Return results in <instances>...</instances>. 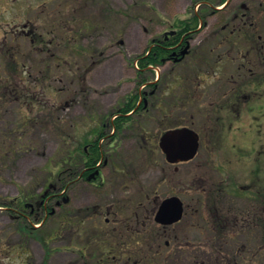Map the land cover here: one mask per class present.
Masks as SVG:
<instances>
[{"label": "rangeland", "instance_id": "374dc122", "mask_svg": "<svg viewBox=\"0 0 264 264\" xmlns=\"http://www.w3.org/2000/svg\"><path fill=\"white\" fill-rule=\"evenodd\" d=\"M192 1L0 0L1 69L16 76L19 82L23 78L17 87L25 94L33 92L37 101L47 107L44 110L37 105L30 112L28 104L6 102L0 92V264H65L68 258L72 259L71 254L70 257L65 253V205H56L55 213L43 226L37 217H31V235L19 228L20 219H15L9 203L16 198L31 201L49 184H57L53 193L62 192L60 181H55L58 171L73 157L78 143L90 130L103 120H114L116 106L135 89L137 68L130 58L143 53L148 40L161 36L174 18L188 15ZM214 10L191 41L193 54L179 65L169 62L150 74L152 80L161 75L167 81L162 85L163 96L156 109L162 108L164 102L172 104V109L175 104L187 103L179 115L167 117L166 122L170 118L176 123L174 119L181 115L179 122L183 123L188 115L202 112L215 117L223 103L222 93L234 86L230 79L235 86L239 83L238 61L243 44L236 13L257 16L260 30L264 29V0H230L226 8L219 6ZM159 14H164L165 19H160ZM31 29L43 34L46 42L34 44L24 38ZM14 30L21 32L16 39L12 38ZM4 52L17 56L19 65L4 58ZM156 109L148 118L134 116L131 125L119 133L120 144L115 152H110L103 167L105 191L81 181L71 185L70 194L86 199V204H105L109 200L123 203L129 198L132 211L139 214L137 219L144 220L154 197L159 196L160 200L170 193H180L190 206L191 197L193 201L196 198L193 191L186 189L189 181L202 180V188L208 187L211 192L219 182H234L231 171H237L241 164H237L236 157L228 162L223 149H215L212 144L211 149H201V166L192 162L178 166L167 163L158 145L163 124L161 110ZM205 121L206 117L198 116L199 127L211 123ZM107 131L109 135L113 133L110 128ZM230 140L243 141L240 137ZM102 142L106 144L107 139ZM148 193L151 197H147ZM205 198L204 204H212L213 199L216 205L225 201L218 195L207 194ZM142 201L144 208L137 210ZM245 204L248 207L255 202L251 198ZM252 219H256L253 209L249 221ZM153 229L158 227L150 223V233ZM163 230L171 235L167 240L176 242L173 228ZM176 230L183 242L196 239L200 233L191 229L190 218ZM166 239L148 240L150 252H158L159 247L161 253H173V245L160 248Z\"/></svg>", "mask_w": 264, "mask_h": 264}, {"label": "flooded vegetation", "instance_id": "af4514ba", "mask_svg": "<svg viewBox=\"0 0 264 264\" xmlns=\"http://www.w3.org/2000/svg\"><path fill=\"white\" fill-rule=\"evenodd\" d=\"M235 15L237 19L240 18L237 25L243 44L238 61L240 77L236 86L235 81L230 79L234 86L231 91L225 89L222 93L224 97L220 112L215 117L211 113L207 116L204 112L191 114L187 116L191 122L183 118V123L179 122L180 115L178 119H174L177 120L175 123L173 120L170 122V118L179 115L181 108H186V102L183 105L180 101L181 104H175L174 109L170 107L172 104L164 102L162 108H157L161 110L160 123L163 124L157 137L159 147L161 136L168 129L187 127L194 131L198 138L197 152L189 161L168 162L167 155L161 150L167 163L178 166L192 162L194 166H201V149H223V155L228 162L236 157L237 164L242 166L237 169L238 172L231 171L234 182H219L217 188L211 192L208 187L202 188V180L189 181V187L185 188L193 191L196 202L191 197L189 206V201L180 193H170L160 200L159 196L158 199L154 197L149 201L154 204L146 210L144 220L137 219L139 214L136 215L132 211V200L129 198L123 203L121 200H109L105 204H86V199H76V196L70 194L71 185L83 181L105 191L106 174L103 167L107 164L110 152H115L120 144L118 140H109L106 144L100 140L98 144L102 155L96 164L88 162L83 155L76 165L70 164L68 159L65 164V186L60 181L62 192L53 193L57 185L55 184L31 201H28V198L14 200L15 218L22 222L31 217L45 222L55 213L56 205H65V253L72 256L65 264H264V142L261 143L264 140V29L260 30L257 16L247 12ZM33 31L31 29L30 33ZM19 34L20 31L14 30L12 38L16 39L15 36ZM193 39L194 37L185 40V36H182L179 28L173 24L169 25L161 36L154 38V46L159 45L171 51L169 61L162 64V67L169 62L179 65L191 56ZM171 42L175 44L170 45ZM246 47L249 49L247 52ZM166 83L161 75L155 80L147 79L136 107L132 110L133 113H126L127 116H133L128 126L133 122L134 116L141 114L148 118L152 110L159 106L163 96L162 85ZM168 106L170 109H167ZM121 114L122 112L119 113ZM198 116L206 117L205 122L211 123L199 127ZM167 117L170 118L166 122ZM238 137L243 141L231 142L230 138L234 140ZM92 138L93 142L84 145L86 151L91 145H95L97 134H92ZM210 152L208 151L209 156ZM206 167H209L207 163ZM211 167L213 168V165ZM208 181L207 178L206 183ZM207 194L218 195L225 201L216 205L213 199L212 204H204ZM147 197H151V194L148 193ZM171 197H178L183 203L182 216L173 223H160L156 220L158 210L162 203ZM251 198L255 204L247 207L245 202ZM140 208H144L143 201L137 210ZM252 209L256 219L249 221ZM186 218H190L191 229L200 233L196 239L190 238L183 242L178 236L180 232L176 229ZM150 223L158 227L153 229L152 233L149 230ZM166 228L174 229L172 234L176 242L166 239L169 234L163 230ZM163 238L166 240L160 244V248L162 245L165 248L173 245L170 250L173 248L174 252L168 250L161 253L159 247L158 252H150L148 240Z\"/></svg>", "mask_w": 264, "mask_h": 264}, {"label": "trees", "instance_id": "16d2710c", "mask_svg": "<svg viewBox=\"0 0 264 264\" xmlns=\"http://www.w3.org/2000/svg\"><path fill=\"white\" fill-rule=\"evenodd\" d=\"M227 0H219V3H225ZM218 2H214V0H194L193 5L191 7L192 15L188 18L184 19H178L174 24L176 27L179 28L180 33L182 36H185V40L193 38L198 31L200 30V25L206 23L207 17L214 13L216 10H214V6L217 5ZM197 4H200V9L198 11H195V6ZM43 35V34H42ZM37 33L32 32L28 36L25 34L24 38H27L28 40H31L35 43L38 42H46L44 37ZM178 40H176L175 43H177ZM173 42L169 43L170 45L175 44ZM33 44V45H34ZM35 46V45H34ZM2 52V50H0ZM4 58L9 59L11 61H16L15 65H19V62L17 63V56L15 58L14 54L9 53H3ZM7 54V55H6ZM169 56H171V51L168 48H164L161 46H154L150 53L147 54V52H144L142 54H138L135 56L136 59L139 60V69L137 70L136 74V89L131 92L129 95L125 97L123 102L120 103V105L116 108V111L113 112V115H118L114 122H106L105 120L102 122V125L97 127L96 129L92 130V134H97V139L95 142V145H91L88 148V151L84 149V145L88 142H93V138L90 139L89 137H86L83 139V141H80L75 148V152L73 157L70 158V164L76 165L78 159L81 155L85 156V159L88 160V162L96 164L100 157H101V151L99 148V141L102 139L109 140H116L118 138L119 132L123 131L125 127H127L128 124H130V120L133 116H127L126 113H129L133 109H135L136 104L140 97V86L144 84L147 79L150 78V73L155 72L151 66H157L164 64L168 59ZM133 59V58H132ZM152 66V67H153ZM2 68V65L0 64V92L2 94V98L8 102H17L21 103L22 105L24 103L29 105L30 112L34 111V107L37 105L41 106L44 110L47 109L46 103H43L41 105V102L37 101L35 94L32 92L24 93V90H20L19 87H17V84H20L21 80L23 78H20V82L15 78L13 74H7L6 71ZM122 112L121 115L119 113ZM50 112H46L45 114H49ZM26 115V114H24ZM31 115V114H30ZM110 128V130H115L114 135H109V131L107 129ZM109 136V137H108ZM57 180L61 181L63 185L65 186V166H63V169H61L57 175ZM52 184L49 185L51 187ZM48 187V188H49ZM9 205H13L14 207V201H10ZM19 228L27 234H34L33 232V223H30L28 220H25L24 222L18 223Z\"/></svg>", "mask_w": 264, "mask_h": 264}, {"label": "water", "instance_id": "95a60500", "mask_svg": "<svg viewBox=\"0 0 264 264\" xmlns=\"http://www.w3.org/2000/svg\"><path fill=\"white\" fill-rule=\"evenodd\" d=\"M160 146L171 162L191 159L198 149L197 134L187 127L169 130L161 137ZM183 212V204L178 197L167 198L156 215L160 223L178 221Z\"/></svg>", "mask_w": 264, "mask_h": 264}]
</instances>
